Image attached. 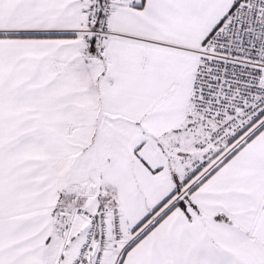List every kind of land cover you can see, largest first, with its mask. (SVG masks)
<instances>
[{
    "label": "snow or ice",
    "instance_id": "6c2138e0",
    "mask_svg": "<svg viewBox=\"0 0 264 264\" xmlns=\"http://www.w3.org/2000/svg\"><path fill=\"white\" fill-rule=\"evenodd\" d=\"M0 264H264V0H0Z\"/></svg>",
    "mask_w": 264,
    "mask_h": 264
}]
</instances>
